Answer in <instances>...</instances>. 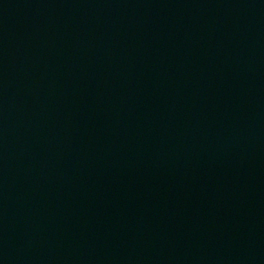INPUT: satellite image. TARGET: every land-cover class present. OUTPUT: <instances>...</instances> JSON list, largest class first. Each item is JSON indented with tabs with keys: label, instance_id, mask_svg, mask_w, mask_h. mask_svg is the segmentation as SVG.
Returning a JSON list of instances; mask_svg holds the SVG:
<instances>
[{
	"label": "water",
	"instance_id": "water-1",
	"mask_svg": "<svg viewBox=\"0 0 264 264\" xmlns=\"http://www.w3.org/2000/svg\"><path fill=\"white\" fill-rule=\"evenodd\" d=\"M0 264H264V0H0Z\"/></svg>",
	"mask_w": 264,
	"mask_h": 264
}]
</instances>
